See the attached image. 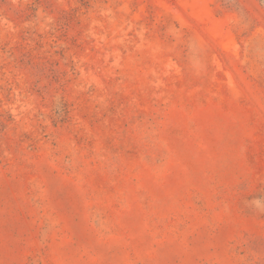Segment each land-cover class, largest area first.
Listing matches in <instances>:
<instances>
[{
	"label": "rangeland",
	"instance_id": "374dc122",
	"mask_svg": "<svg viewBox=\"0 0 264 264\" xmlns=\"http://www.w3.org/2000/svg\"><path fill=\"white\" fill-rule=\"evenodd\" d=\"M0 264H264V0H0Z\"/></svg>",
	"mask_w": 264,
	"mask_h": 264
}]
</instances>
